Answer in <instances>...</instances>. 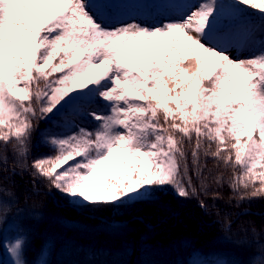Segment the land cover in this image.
<instances>
[{
  "label": "snow or ice",
  "instance_id": "snow-or-ice-1",
  "mask_svg": "<svg viewBox=\"0 0 264 264\" xmlns=\"http://www.w3.org/2000/svg\"><path fill=\"white\" fill-rule=\"evenodd\" d=\"M123 3L0 0V173L10 143L23 161L39 122L56 120L72 131L45 135L57 154L30 167L73 207L159 204L169 188L193 198V141L202 188L201 154L240 169V201L264 197V39L234 55L254 44L241 5L264 10V0H157L153 23L126 22ZM25 244L7 246L14 264H26Z\"/></svg>",
  "mask_w": 264,
  "mask_h": 264
},
{
  "label": "trees",
  "instance_id": "trees-1",
  "mask_svg": "<svg viewBox=\"0 0 264 264\" xmlns=\"http://www.w3.org/2000/svg\"><path fill=\"white\" fill-rule=\"evenodd\" d=\"M190 2L198 5L200 0ZM132 7L136 5L123 3L116 6L126 22L130 21ZM241 7L244 9V23L254 39L252 51L244 57L248 58L264 39V10L250 5ZM143 9L148 12V18L158 17L159 10L156 11L155 5L147 2ZM89 118L77 120L80 126L93 130L99 122ZM71 131L72 126L66 123L49 124L42 130L38 126L32 133L30 154L23 160L31 171L18 179L0 173V201L9 209L6 213L0 211L3 217L0 242L6 240L10 244L17 237L25 236L23 259L26 264H196L198 259L207 264H264V214H261L264 212V197L240 201L231 187L234 176L240 175V169L226 167L214 157L203 154L200 162L203 165L202 178L206 179L202 188L201 179L191 171L194 141L185 144L190 175L197 190L191 199L178 198L169 188L168 195L162 197L159 204L93 208L73 207L56 192L55 198L50 196L47 189L53 188H49L46 180L34 178L30 165L37 157L57 154L44 145L45 135ZM7 149L12 150L13 144L10 143ZM211 150H215V145ZM71 163L73 161L68 162ZM31 181H34V189L28 193L26 185L30 186ZM26 193L29 199H24ZM201 201L206 208L200 206ZM46 211L52 212L54 217L47 215ZM200 215L209 221H221L205 225L203 231L209 232V237L195 235ZM8 223L14 224L16 229L6 230ZM155 231L156 238L150 240ZM138 233L136 241L130 238ZM121 239L125 245L121 244Z\"/></svg>",
  "mask_w": 264,
  "mask_h": 264
},
{
  "label": "rangeland",
  "instance_id": "rangeland-1",
  "mask_svg": "<svg viewBox=\"0 0 264 264\" xmlns=\"http://www.w3.org/2000/svg\"><path fill=\"white\" fill-rule=\"evenodd\" d=\"M142 1H144V0H127V2H129V3H138L139 5H140V3L142 2ZM149 1H152V2H156L157 3V0H149ZM158 6H156V11L158 10V8H157ZM134 13H136V11H134ZM155 22V21H154ZM151 23H153V22H151ZM252 51V50H251ZM248 51H238V52H236L234 55L235 56H239L241 59H244V57H246L247 56V53ZM169 86H171V85H169ZM79 118V117H78ZM82 119H87V120H89L90 118L89 117H84V118H82ZM86 120V121H87ZM54 123V126H55V124L56 125H58L59 123H61V122H59V121H56V120H53L52 122H50V123H46L45 121H40L39 122V124H38V126H39V128H40V130H42L43 129V127H45L46 125L48 126L49 124H53ZM1 145V144H0ZM0 150H2V149H0ZM119 153H114V155H118ZM5 155L7 156V164L5 165V167L8 169V170H5V171H3L6 175H8V176H10V177H13L14 179H18L19 178V176H21V175H23L24 173H26V174H28V172L29 171H31L30 170V168L27 166V167H24V168H21V167H19V165L21 164V163H24V164H26V162H24V161H21L20 159H19V157H16L15 156V153H14V151H13V149L11 150V149H6V152H5ZM27 165V164H26ZM102 167H104V166H102ZM30 188V189H29ZM26 189L28 190V193H30V191H32L33 189H34V181H31L30 182V186H28V185H26ZM47 189V188H46ZM48 191H50L49 193H50V196H53L54 198H55V196H54V192H56L57 194H59L60 196H62L64 199H66V201H67V203L69 204L70 202H69V199H68V197H66V196H64V195H62L60 192H58L55 188H53V189H47ZM28 193H26V197L24 198V199H29V194ZM61 205V204H60ZM250 211V210H249ZM47 215H50V216H52V217H54V215H53V213L52 212H50V211H46L45 212ZM261 214H264V212H261ZM101 217V216H100ZM59 217H57V219H58ZM141 218V220H144V218H142V217H140ZM100 219H102V217L100 218ZM200 222H199V225H198V227H199V229H198V232L195 234L196 236L197 235H202V234H205V235H207L208 236V234H209V232L207 233L206 232V230H205V232L203 231L204 229H205V225H212L214 222H221V221H219V220H212V221H209V219L208 218H203L202 217V215H200ZM104 220V219H103ZM57 221V220H56ZM113 223V222H112ZM111 222H110V224H112ZM120 223V222H119ZM114 224V223H113ZM115 224H118V223H115ZM12 230V231H14L16 228L14 227V224H11V223H8V225H7V228H6V230ZM103 230H105V229H103ZM110 230H112V229H110ZM8 232V231H7ZM139 234L140 233H138L136 236H130V238L132 239V240H134V241H136V238L139 236ZM141 237H144V234H141L140 235ZM156 236H157V231H155V232H153V234L151 235V237H150V240H152V238H156ZM209 237V236H208ZM215 238H219V237H215ZM121 244L122 245H125L126 244V242L124 241V239H121ZM145 244H147L146 242H144ZM9 245V243L6 241V240H3V242H0V264H12V259H13V257H12V255H11V253L7 250V246ZM29 258H30V256H28ZM196 264H207V263H203L200 259H198L197 260V262H196ZM216 264H225V263H223V262H217Z\"/></svg>",
  "mask_w": 264,
  "mask_h": 264
}]
</instances>
